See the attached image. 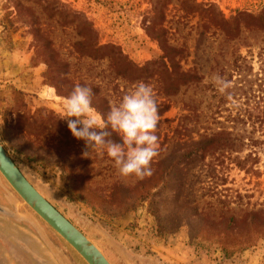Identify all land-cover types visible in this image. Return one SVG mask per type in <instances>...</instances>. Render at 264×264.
Segmentation results:
<instances>
[{
    "label": "rangeland",
    "instance_id": "374dc122",
    "mask_svg": "<svg viewBox=\"0 0 264 264\" xmlns=\"http://www.w3.org/2000/svg\"><path fill=\"white\" fill-rule=\"evenodd\" d=\"M189 2L0 0V143L110 264L124 263L109 242L130 264H264V220L247 216H264V175L217 152L186 165L189 143L210 131L264 148V31L252 23L227 37L213 27L219 13L226 21L259 14L264 0H195L213 20L202 37L198 19L185 15ZM163 32L182 55L160 58ZM94 44L108 50L93 52ZM110 48L138 72L122 75ZM191 73L197 81H186ZM215 76L230 85L223 93ZM139 81L154 87L160 110L159 154L143 179L120 175L106 151L87 148L61 119L77 84L92 88V106L106 117ZM81 260L0 177V264Z\"/></svg>",
    "mask_w": 264,
    "mask_h": 264
},
{
    "label": "clouds",
    "instance_id": "9594fccd",
    "mask_svg": "<svg viewBox=\"0 0 264 264\" xmlns=\"http://www.w3.org/2000/svg\"><path fill=\"white\" fill-rule=\"evenodd\" d=\"M213 79L221 93L230 86L219 76ZM92 95V88L77 84L64 99L61 119L67 122L71 135L83 140L87 148L106 151L122 176L143 179L152 175L151 164L159 154L156 130L160 120L154 87L137 82L111 106L106 117L92 106ZM112 133L118 134L119 140L111 139Z\"/></svg>",
    "mask_w": 264,
    "mask_h": 264
},
{
    "label": "trees",
    "instance_id": "16d2710c",
    "mask_svg": "<svg viewBox=\"0 0 264 264\" xmlns=\"http://www.w3.org/2000/svg\"><path fill=\"white\" fill-rule=\"evenodd\" d=\"M209 10L210 7L202 9L195 0H190L189 4L186 5V17L197 18L198 25L202 28L199 37L204 35L203 25L213 23V20L205 15ZM204 16L209 20H204ZM252 23H257L256 28L260 31H264V8L257 15L237 13L236 16L229 21L224 20L219 13L217 22L213 27L215 31H219L227 37L230 35L237 37L241 32V28L250 29L254 26ZM160 37L165 39L164 32ZM159 44L163 52V55L160 57L161 59H169L177 55H182V50L169 46L166 39H160ZM92 49L93 52L108 50L98 44H94ZM110 49L111 50L109 51L113 55V59H116L124 67L125 71H123L122 75L129 73V70L131 72H138V69H132V64L129 61H126L120 52H117L112 48ZM260 56H262V53ZM186 78L187 82L198 80L194 74H187ZM261 145V140L253 139L251 137L242 138L235 133L228 132L226 129H221L217 132L210 131V133L208 132L207 134L202 135V138L199 139V141H191L189 143L186 152V159L188 160L186 165L192 164L195 158L200 157V154L209 156L211 154L214 155V153L217 152L220 153V155H226L227 159L230 160L234 167L240 171L264 175V148H261ZM244 149L247 150L245 154H243ZM260 153H263L261 154L263 157H261ZM257 166H260L261 170L255 169ZM247 216L252 221V224L256 223L257 220H264V216L261 215V212H249Z\"/></svg>",
    "mask_w": 264,
    "mask_h": 264
},
{
    "label": "water",
    "instance_id": "95a60500",
    "mask_svg": "<svg viewBox=\"0 0 264 264\" xmlns=\"http://www.w3.org/2000/svg\"><path fill=\"white\" fill-rule=\"evenodd\" d=\"M0 177L15 196L61 238L85 264H110L101 251L80 230L62 216L23 176L0 143ZM124 264L122 251L109 242Z\"/></svg>",
    "mask_w": 264,
    "mask_h": 264
},
{
    "label": "bare ground",
    "instance_id": "6f19581e",
    "mask_svg": "<svg viewBox=\"0 0 264 264\" xmlns=\"http://www.w3.org/2000/svg\"><path fill=\"white\" fill-rule=\"evenodd\" d=\"M82 261V260H81Z\"/></svg>",
    "mask_w": 264,
    "mask_h": 264
}]
</instances>
